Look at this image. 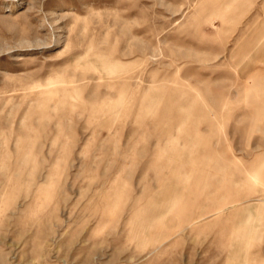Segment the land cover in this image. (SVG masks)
I'll use <instances>...</instances> for the list:
<instances>
[{"label":"rangeland","instance_id":"rangeland-1","mask_svg":"<svg viewBox=\"0 0 264 264\" xmlns=\"http://www.w3.org/2000/svg\"><path fill=\"white\" fill-rule=\"evenodd\" d=\"M261 17L0 0V264H264Z\"/></svg>","mask_w":264,"mask_h":264},{"label":"crops","instance_id":"crops-1","mask_svg":"<svg viewBox=\"0 0 264 264\" xmlns=\"http://www.w3.org/2000/svg\"><path fill=\"white\" fill-rule=\"evenodd\" d=\"M260 21H261V22H259V23L257 22V25L259 24V27L264 29V17H261V18H260ZM260 23H261V24H260ZM263 35H264V34H263ZM263 35H261V37H262ZM257 37H258V35H254L253 38L255 39V41H256V38H257ZM261 37H260V38H261ZM263 38H264V37H263ZM263 44H264V43L261 44L262 47L259 49V50L262 51V52H264V45H263ZM254 50H258V49L255 48Z\"/></svg>","mask_w":264,"mask_h":264}]
</instances>
